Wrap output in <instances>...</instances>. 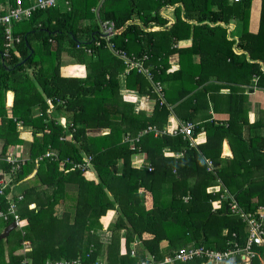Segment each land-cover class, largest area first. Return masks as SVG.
<instances>
[{
  "label": "trees",
  "instance_id": "trees-1",
  "mask_svg": "<svg viewBox=\"0 0 264 264\" xmlns=\"http://www.w3.org/2000/svg\"><path fill=\"white\" fill-rule=\"evenodd\" d=\"M21 1L23 7L32 2ZM99 1L70 0L68 7L61 4L38 10L28 20L16 23L14 32L21 35L22 42L8 64L3 61L4 30L0 27V94L13 91L12 115L42 132V142L34 137L31 143L28 161L15 166V185H10L14 189L27 180L39 158L29 187L0 195L2 211L15 204L20 218L19 225L0 239V264H138L151 258L161 262L189 243L217 251L242 247L247 236L245 222L230 215L225 209L227 201L217 213L211 202L228 191L244 213H254L264 204L262 196L254 202L250 188L239 187L238 193L234 189L244 155L234 154L225 163L219 160L222 140H238L240 123L246 122L241 108L246 96L238 87L250 86L251 79L261 74L258 64L248 63L244 54L233 53L235 40H229L228 35L238 39V50L264 64V0L256 33L248 29L249 0L233 4L228 0H104L98 7L99 20H111L119 30L109 38L102 36L94 21L92 9ZM15 2L0 0L1 12L14 7ZM177 4L183 12L180 6L171 10V24L162 8ZM85 20L91 22L83 26ZM234 21L239 23L238 29L227 25ZM187 40L188 47L178 46ZM37 41L43 47L40 55L32 46ZM119 52L150 73V80L136 66L130 67ZM64 54L71 62L85 65V78L60 75ZM174 54L178 55V69L169 72ZM196 54L201 58L198 66L192 61ZM85 55L90 56L88 63ZM41 62L51 69L34 72L35 85L26 70ZM208 67H217L222 74L233 70L228 81L232 85L230 117L226 122L211 119L195 127L200 110L214 102L211 87L205 85ZM123 72L126 96L146 95L154 102L149 116L146 110L135 113L133 104L120 95L118 77ZM157 83L163 90L161 97L153 89ZM47 100L68 118L66 129L52 112H46ZM170 103L176 104L170 109ZM33 106L40 115L30 119ZM172 115L181 124L192 125V139L179 130L171 134L165 129ZM202 129L206 142L197 145L194 136ZM241 146L245 147L243 142ZM48 150L55 153L47 154ZM165 151L180 158L165 156ZM140 153L146 155L147 165L135 168L131 159ZM260 183L264 181L250 184ZM216 184L221 186V194H217ZM60 204L63 210L58 213L55 208ZM109 210L116 211L117 218L108 227L111 241L103 246L97 230L101 229L99 219ZM12 222H0V234ZM121 231L125 232L123 253ZM12 232L15 238L10 243L7 237ZM134 241L138 248L131 254ZM162 241L168 243L164 251ZM257 251L264 258L263 247ZM253 262L258 264V259ZM199 263L197 259L176 264Z\"/></svg>",
  "mask_w": 264,
  "mask_h": 264
},
{
  "label": "crops",
  "instance_id": "crops-1",
  "mask_svg": "<svg viewBox=\"0 0 264 264\" xmlns=\"http://www.w3.org/2000/svg\"><path fill=\"white\" fill-rule=\"evenodd\" d=\"M104 0H100L97 8L92 9L94 13V18L96 22H98L99 28L105 23H114L111 20H99V15H98V7L100 6L101 3H103ZM246 1V0H244ZM243 1V2H244ZM254 1V0H253ZM252 0H249L250 6L253 2ZM258 2H255V7L251 9L253 12L254 9L256 11V14L254 13V18H255V23L252 26H248V29L251 33H256L259 28V17H260V9H261V3L262 0H257ZM61 4H64L65 6H69L70 0H60L58 2V8ZM177 6H180L181 11L183 12V8L181 5L177 4L174 6H166L162 9L163 10V15L168 19L169 23L174 22V8ZM252 7V6H251ZM181 12V13H182ZM170 19V20H169ZM86 22H91L90 20H85L83 22V26H86ZM21 23V22H20ZM169 24V25H171ZM237 24V27H236ZM238 22H230L227 24L230 29L233 27L238 29ZM214 25H221V26H226L223 23H216ZM1 27V26H0ZM115 27V26H114ZM3 28V27H2ZM4 30V29H3ZM229 33V32H228ZM4 41H3V48H4V59L7 64L9 60L11 59V53L14 52L16 54L19 53V51L16 49L17 46L22 42V37L19 35V33L14 32V26H12V36L14 38L20 37V42H14L13 44L10 45L9 48L5 46V31H4ZM229 40H235V43L232 46V51L235 54H244L245 59L248 63H255L259 65V69L261 71L260 75L254 76L251 81H250V86H241L238 87L243 90V93L245 94L246 98L244 99V102L241 105V108L245 111V119L246 122L240 123V134L241 136L239 139H223L220 148H221V153L219 155L221 163H225V159L231 160L233 158V155L236 154L241 157V155L245 156L244 160V165L241 166V168H238V174H235V178L238 181V183H235L234 189L236 190V193L239 191L237 190L239 187H242L244 190H247V188L251 189V193L253 195L255 194L254 202H258L261 200L259 196L264 197V189L262 190V186L264 187V184H256L252 186L250 183L254 182L256 180L264 181V64L259 61V60H254L250 58L248 53L240 51L236 48V44L238 42V39L236 37H232L229 33L228 35ZM53 47H56V44H52ZM190 45V40L188 41H182L178 44L179 47L185 48ZM33 48L35 49L36 54L40 55L43 47L40 44L39 41L35 42L32 44ZM113 45H111V50L113 51ZM16 50V51H15ZM54 50V49H53ZM18 52V53H17ZM86 57L84 58L87 61L90 60L89 55H85ZM2 61V60H1ZM192 61L195 63L197 66L200 64L201 58L198 54L192 56ZM85 62V63H86ZM5 63V64H6ZM88 63V62H87ZM60 68L59 72L62 77H76V78H85L88 70L85 67L84 64H78V63H73L69 60V58L64 54L62 56V63H60ZM169 64L171 66L169 72H175L178 69V55L174 54L170 57ZM50 67L44 62L39 63L36 66L29 67L26 70L27 75L32 79V81L36 85V81L34 79V72L40 70V69H46L47 71L49 70ZM51 69V68H50ZM45 70V71H46ZM246 72L241 71V74H245ZM209 75L208 77L206 76ZM204 75L207 77V81L205 82V85H209L211 87V97L213 98L214 102L208 104V108H203L200 110V113L198 116H196L194 120V126L197 127L198 125L204 123V122H209L211 119L214 120L215 122H226L229 119V97L231 94V83L228 82L230 79H232L233 75V70H231V73L228 72L226 74H222L220 69H217V67H208L206 69V72L204 71ZM218 77V78H217ZM118 83H119V93L123 97V100L127 103L133 104V109L134 112L137 113L139 110H146V115H150L152 112V106L154 104L153 101L150 99L146 98V95H138L137 98L135 99L133 97L126 96V86H125V76L124 72L118 77ZM161 86V85H160ZM252 86V90L250 91V87ZM38 87V86H37ZM216 87L217 90L215 89ZM244 88V89H243ZM39 89V87H38ZM162 88H161V93H162ZM9 92L13 93V102H14V92L13 91H6L4 95L2 96L0 94V195L2 196L4 191H9V194L7 195H13L17 193V190H22L24 191L26 188L29 187V179L33 178L35 172H36V165L38 163L37 158L34 161V168L32 172L27 176V180H23L22 182L17 183L16 187L14 189L13 186L10 188V185H15L14 183V174L16 175L15 169L16 165H24L25 162L28 161L29 159V152H30V146L31 143L35 138H37L38 141L42 142V132L39 130H35L31 125H25L21 120H16V118L12 115V105L13 102L8 104V94ZM145 97V98H144ZM209 98V95L207 96ZM146 99V100H144ZM47 104L49 103V100L46 101ZM176 104V103H174ZM173 103L169 104V108L171 109L174 107ZM137 109V110H136ZM47 113H51L52 115H55V118H57V123L63 128L66 129L67 123H68V118L66 116H63L62 113L59 111L54 110L52 104H48V108L46 110ZM40 115L39 109L37 106L31 107V114H30V119L36 118L37 116ZM43 122L46 123V120ZM2 123L4 125H2ZM181 126L180 120L174 117L173 115L168 118V123L165 126V129L169 133H176L179 130V127ZM203 128V127H201ZM68 133V132H67ZM101 134H107V131H102ZM194 140L196 141L195 144L201 145L206 142V134L205 131L202 129L199 133H197L194 136ZM226 140L229 150H230V156H224L223 155V141ZM243 142L245 147L241 146V143ZM55 153L54 151L52 152L51 150H48L47 154H53ZM165 156H171L175 158H180V156L173 154L169 151L164 152ZM131 165L135 168H142L147 165L146 163V155L143 153L136 154L132 157L131 159ZM8 166L9 169H6ZM15 172V173H14ZM118 174L119 171L117 170ZM90 176V175H89ZM240 181L243 184H240ZM217 185V184H216ZM215 185V190L217 191V194H221V186ZM243 185V186H240ZM226 191V190H224ZM223 191V192H224ZM227 195L233 196L231 193L226 191ZM235 193V194H236ZM223 196H226V194L222 193ZM6 195V196H7ZM5 198V195H3ZM222 198H216L211 202L212 205V210L215 211V213L222 211L224 206V201ZM235 199V198H234ZM32 206V204H30ZM264 205V204H263ZM263 205H259V207H262ZM257 208V209H258ZM1 209V208H0ZM56 211L60 213L63 210V205L60 204L56 206ZM226 210L230 213L227 204L225 207ZM256 209V210H257ZM2 211V209H1ZM230 215H233L230 213ZM117 218V213L114 210H109L107 213L99 219V223L101 224V229H99L98 232V241L103 244V246H107L110 241H111V233L108 230V227L110 224L114 223L115 219ZM263 228H264V222H263ZM3 229V228H2ZM4 230V229H3ZM2 230V232H3ZM246 230V227H245ZM223 232H226L225 229H223ZM125 232L121 231V252H124V248H122L125 240ZM138 242L134 241L130 244V249L131 251L135 250V247L138 248L137 246ZM190 244V243H189ZM168 245L167 241H162L160 243V248L162 251L166 249V246ZM26 249L27 244L25 245ZM264 253V252H263ZM121 254V253H120ZM254 261V260H253ZM251 264H255L252 262ZM258 264H264V258L261 257V255L258 258Z\"/></svg>",
  "mask_w": 264,
  "mask_h": 264
},
{
  "label": "built area",
  "instance_id": "built-area-1",
  "mask_svg": "<svg viewBox=\"0 0 264 264\" xmlns=\"http://www.w3.org/2000/svg\"><path fill=\"white\" fill-rule=\"evenodd\" d=\"M60 0H32L28 6L23 7L21 0H16L14 7H6L3 12L0 10V26L5 31V46L10 47L14 42H20V37L14 38L12 36V26L16 23L28 20L32 13L38 10H45L47 8H53L58 5ZM229 3H240L244 0H228ZM101 33L103 37L109 38L119 30H116L113 24L105 23L102 25ZM14 41V42H13ZM15 44V43H14ZM119 55L125 60L129 66H136L143 75L150 80V73L145 72L139 64L133 63V60L129 59L124 52H119ZM128 66V67H129ZM129 69H125L128 72ZM153 89L159 95L162 96L160 84H154ZM179 132L192 139V125L190 123H182L179 127ZM210 165V162H207ZM1 184V181H0ZM18 196V199H21ZM223 200L227 201V207L233 215L239 216V218L245 222L247 229V236L244 245L229 248L223 251H217L209 248L195 246L194 243L187 244L185 246L176 249L173 254L165 256L161 262L154 261L152 258L148 261H141L138 264H173L177 262H188L191 260H200L199 264H251L254 259H258L260 254L257 251L258 247H263L264 251V207H259L254 213H244L237 204L233 196L226 195ZM32 207V206H31ZM12 220L15 226L19 225V215L15 204H11L6 211L0 210V222H6ZM28 249H25L27 252ZM131 254L134 252L131 251ZM78 262H49L48 264H77ZM23 264H31L26 261Z\"/></svg>",
  "mask_w": 264,
  "mask_h": 264
},
{
  "label": "water",
  "instance_id": "water-1",
  "mask_svg": "<svg viewBox=\"0 0 264 264\" xmlns=\"http://www.w3.org/2000/svg\"><path fill=\"white\" fill-rule=\"evenodd\" d=\"M7 99H8V104L9 103L11 104L13 102V93L12 92H9ZM222 149H223V155L224 156H230V150H229V146H228L226 140L223 141V147H222ZM14 228H15L14 223H11L9 226H7L3 230V232L0 234V239L5 238L8 235L9 231L12 230V229H14ZM207 264H210V263L208 262Z\"/></svg>",
  "mask_w": 264,
  "mask_h": 264
},
{
  "label": "rangeland",
  "instance_id": "rangeland-1",
  "mask_svg": "<svg viewBox=\"0 0 264 264\" xmlns=\"http://www.w3.org/2000/svg\"><path fill=\"white\" fill-rule=\"evenodd\" d=\"M253 1V0H252ZM255 2H258L257 0H254L253 2H252V4H251V6H250V8H249V10H248V26L250 27V26H252L254 23H255V18H254V13L256 14V11H255V9H254V11L252 12L251 11V9L253 8V7H255ZM236 27H237V24H236ZM38 90V89H37ZM137 98V97H136ZM135 99V98H134ZM144 100H146V99H144ZM137 110V109H136ZM195 141V140H194ZM196 142V141H195ZM2 225L0 224V227H1ZM15 233L14 232H12L10 235H9V237H7V241L9 240L10 241V243H11V240L12 241H14V239L13 238H15ZM4 241H5V239H4ZM173 264H176V263H173Z\"/></svg>",
  "mask_w": 264,
  "mask_h": 264
},
{
  "label": "bare ground",
  "instance_id": "bare-ground-1",
  "mask_svg": "<svg viewBox=\"0 0 264 264\" xmlns=\"http://www.w3.org/2000/svg\"><path fill=\"white\" fill-rule=\"evenodd\" d=\"M11 98V97H10Z\"/></svg>",
  "mask_w": 264,
  "mask_h": 264
}]
</instances>
